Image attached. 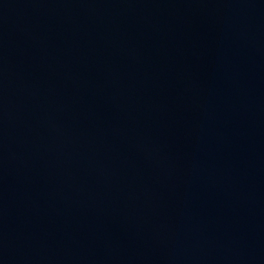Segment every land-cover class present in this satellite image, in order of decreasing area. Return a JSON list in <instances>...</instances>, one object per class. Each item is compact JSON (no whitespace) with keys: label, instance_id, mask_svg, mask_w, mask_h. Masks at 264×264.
I'll return each instance as SVG.
<instances>
[{"label":"water","instance_id":"95a60500","mask_svg":"<svg viewBox=\"0 0 264 264\" xmlns=\"http://www.w3.org/2000/svg\"><path fill=\"white\" fill-rule=\"evenodd\" d=\"M0 264H264V0H0Z\"/></svg>","mask_w":264,"mask_h":264}]
</instances>
